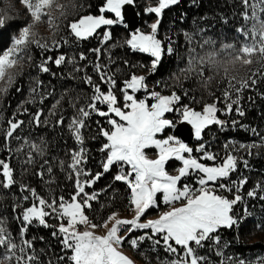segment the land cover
Returning a JSON list of instances; mask_svg holds the SVG:
<instances>
[{"label": "snow or ice", "instance_id": "snow-or-ice-1", "mask_svg": "<svg viewBox=\"0 0 264 264\" xmlns=\"http://www.w3.org/2000/svg\"><path fill=\"white\" fill-rule=\"evenodd\" d=\"M179 2L154 0V3L142 5L140 0H101L98 5H87L88 8H97L96 14L86 12L70 19L74 13L68 11V5L57 0H22L28 17L24 25L7 24L6 19L0 16V29H16L15 34L10 35V46L0 54V81L5 82L0 93H8L16 76L21 74L14 71V67L22 70L24 63H30L38 73H49L53 77L57 76V72L51 64L57 68L71 64L74 72H83L79 79L90 89V94L80 90L73 95L74 89L68 87L59 98H55L54 92L47 89L43 80L31 73L26 74L29 87L25 103L40 106L33 112L23 104L17 105L11 118L7 119L6 127L0 128V146L6 150L7 156L0 158V188L13 190L18 184L15 165L11 163L14 156L18 158L24 155L23 165L34 164L35 155L45 154L46 141L41 139L40 143H36L22 137V125L27 123L29 127L38 128L51 124L53 128H62L66 124L74 146L67 167L63 160L59 161V165L72 181V191L67 198L64 195L48 198L30 184L19 182L22 195L17 197L13 193L12 205L13 218L18 221L15 236L5 226L4 218H0V264L5 261L7 264H45L40 254H45L46 248H40L38 254L36 242L43 241L48 248L51 245L43 235L29 236L32 227L51 229L50 236L60 246L55 264H135L134 259L122 250L125 244L137 250L146 246L148 251L157 253L159 264H264V254L252 260L243 253L230 250V246L239 242L241 221L252 215L245 204L244 215L238 216L235 206L243 203L245 195L264 200V185L259 181L251 189H244L248 183L247 176L232 179V174L241 164L245 169L251 167L249 160L238 154L240 150H246L251 156L252 149L259 145L253 141L237 146V141L225 140L224 155L219 156L204 138L205 130H211L210 125L218 126L220 131L228 128V120L221 119L218 112L227 116L233 112L235 105V113L240 117L245 116V109L240 105L241 96L233 98V91L239 94L245 88H250L264 98V92L256 89V72L250 80L241 81L239 86L228 81V87L222 93L224 106L220 108L216 102H212L205 103L202 110H196L190 104L182 103V97L176 91L164 94L156 90V86L161 85L168 88V84L161 79L155 80L152 89H149L148 76L158 71L166 54L176 52L171 39L165 46L158 38V30L164 10ZM241 3L245 9L242 12L244 23L236 28L233 42L220 45L222 53L250 58L259 50L257 54L264 56V31L257 27L259 23L260 28H264V11L258 21L255 0L251 4L249 0H241ZM77 7L75 3L71 4L73 10ZM79 7L83 8L84 5ZM54 9L58 10V16L53 15ZM129 9L133 11V16L128 15ZM145 14L148 19L144 20V24L148 30L135 26V17ZM45 18L49 24L58 22L56 27L62 24L66 35L60 40L53 39L51 43H42L37 39L33 28ZM224 20L227 22V17ZM115 26L127 30V36L122 41L113 35ZM192 38L191 34L185 33L186 40L191 41ZM92 40H97L96 46L86 50L80 47ZM33 44L40 49L42 58L38 63L33 60ZM69 44L78 47L70 57L64 52L47 54L50 49ZM117 47L125 48L123 57H113L112 50ZM233 49L235 52H232ZM129 52L146 54L148 60L133 63L129 59ZM89 53L93 59H89ZM222 53H210L209 59ZM116 59L122 61V66L116 65L113 70ZM196 59L203 62L202 57ZM193 62L190 48L187 67L178 71L187 76L193 70ZM89 67L92 74L88 72ZM136 68L144 69L146 74L131 71ZM118 74L124 77L119 83ZM60 75L63 76V73ZM68 75L72 76V73ZM21 90L22 85L16 87L17 92ZM187 94L185 90L184 95ZM50 96L54 98V103L47 108L44 100ZM82 97L83 104L80 103ZM248 99L252 100L251 95ZM65 100L72 109L67 120L62 111L57 112V107ZM21 113L27 114L26 121L18 118ZM93 116L96 117L94 121ZM0 123H4L2 112ZM91 123L96 125L94 134ZM238 124V120H231L233 129ZM185 125L190 126L188 133L194 141L192 144L182 138ZM239 126L249 127L246 124ZM85 130L88 131V138L99 139L98 150L102 155L99 168L95 171L89 167ZM250 130L258 135L255 128ZM21 140L23 143L13 147V141ZM260 143L264 145V137ZM26 146L28 151L25 153L23 150ZM149 150L153 151L152 157ZM170 164L175 174L168 170ZM35 175L41 181L51 183V163L45 160ZM45 175L48 180H45ZM106 175L110 182L97 186ZM121 184L132 216L122 218L116 211L101 215L98 209L105 207L102 194L106 199L111 190L112 198H116ZM225 193L231 194V198ZM150 210H155V218H149ZM255 227L264 229V224L257 222ZM97 229H102L103 234H99ZM161 249L170 258L160 259ZM226 250H230V253ZM211 252L220 259L212 261L208 255ZM140 254L145 255L151 264L143 251ZM47 264H53L51 257Z\"/></svg>", "mask_w": 264, "mask_h": 264}, {"label": "trees", "instance_id": "trees-1", "mask_svg": "<svg viewBox=\"0 0 264 264\" xmlns=\"http://www.w3.org/2000/svg\"><path fill=\"white\" fill-rule=\"evenodd\" d=\"M69 2L68 11L74 13V15L69 18H75V16L84 14L86 12H91L96 14L98 9L95 7L88 8L87 5L92 4L93 6L101 3V0H66ZM142 1V0H140ZM149 2H154V0H145ZM75 3L78 7L76 10L71 8V4ZM79 5H84L80 8ZM242 3L241 0H180L178 5L172 6L164 10L161 18V24L158 30V38H160L165 46H167L168 40L171 39L176 52L172 55H165L162 60L161 66L155 74L148 76L149 85H153L154 81L157 79L164 80L168 84V88H163V86H156V90L162 91L164 94H170L171 91H176L177 94L181 95L182 103H188L190 106L196 108V110H201L205 103L216 102L217 107L224 106L223 90L228 87V81L230 78L238 74L240 75L243 71L235 63H231L232 53H222L220 45L223 42H233L236 37V28L242 24ZM0 16L6 19V23L10 25H24L27 19H17L14 16L6 15L2 6H0ZM183 17V19H181ZM224 17H227V22H225ZM114 37L118 40H123L127 36V30L121 26H115L112 29ZM15 27L0 29V54L7 47L10 46V35L15 34ZM192 35V40L188 41L185 39V33ZM66 35L63 25L61 24V31L57 39H61ZM93 41V40H92ZM202 41L205 43L201 44ZM192 49V55L194 62L192 64V71L185 76L178 69H184L187 67V58L189 49ZM113 57L119 58L125 55V48L117 47L112 50ZM234 49L232 50V52ZM222 53L215 55L212 60L209 59L210 53ZM129 59L135 63L136 61H147L148 57L145 54L129 52ZM196 57H202L203 62ZM51 63V62H50ZM116 65L122 66V61L116 59V64L113 65V70ZM256 64L247 66L248 72L245 74V78L240 79L241 81H247L252 78L253 69L256 68ZM51 67L57 72V76L53 77L49 73H38L35 68L27 67L25 70H21V74L16 76V80L8 93L0 98V112L3 113L4 123H0V127H6L7 119L11 118L12 112L16 110L17 105L28 93V78L27 73H31L33 76H38L39 79L45 82V86L49 91L54 92L55 98H59V95L64 92L69 85H78L76 88L80 89L82 86L84 88H89L85 83L79 82L74 83L72 79L64 75L65 70L60 67L57 68L53 64ZM126 67V66H125ZM260 69L256 71L257 85L256 89L259 92H264V61L262 65L259 66ZM131 71L139 73H144V69L136 68L131 69ZM61 72L63 76H61ZM119 76V74H118ZM73 78V77H71ZM123 76H119L118 83L123 80ZM50 82V83H49ZM72 82V83H69ZM238 81L234 82L236 84ZM22 85V90L20 92L16 91V87ZM73 88V87H71ZM187 90V95H184V91ZM232 97L235 98L237 95L241 96L240 105L245 109V116L240 117L235 113V105L233 112L224 117L228 120L229 126L225 131H221V136L225 140L234 139L239 143H252L261 145V138L264 137V98H261L256 90L245 88L242 93H236L233 91ZM251 95L252 100L249 101L248 97ZM219 98V99H217ZM54 103L53 97H48L44 100V105L47 108L51 107ZM67 100L62 102V105L57 107L58 114L62 111L64 114V109L68 106ZM27 107V105H24ZM40 106L39 104L33 109ZM28 108V107H27ZM66 116V114H65ZM219 116V112H218ZM18 118L24 119V117L18 114ZM236 119L239 124H246L248 128H242L237 125L235 129L231 127V120ZM255 128L257 134H254L250 129ZM95 129L91 128L92 134L95 133ZM220 131L218 126H214L213 129ZM18 131H20L18 129ZM32 132L35 137V142L40 143L43 139L46 141L45 154L43 156L35 155L34 164H23L22 161L25 160L24 155H20L18 158L15 156L12 158L11 163L15 165V176L19 182L30 184L35 187L37 191L45 197H59L64 195L66 198L72 191V181L68 178L66 171H62L59 165V161L63 160L65 162V167L70 162L71 150L74 146V140L71 138L66 126L62 128L58 126L53 128L51 124L47 126L40 127H29L27 123L22 125L21 136L23 133L28 135ZM208 131L205 132V135ZM88 131L85 130V146L89 149V167L93 171L98 170L99 162L101 159V153L99 152V139L88 138ZM2 139V136H0ZM223 140V139H222ZM221 140V142H222ZM33 141V140H32ZM223 142V143H224ZM23 143V142H20ZM20 143H14L13 147H16ZM25 153L28 151L27 146L23 150ZM221 150L218 154L221 153ZM252 155L249 156L247 151H240L238 154L244 156L249 160L251 167L253 168L255 176H264V148H260L259 151L252 150ZM258 153V154H257ZM56 157L57 159H53ZM0 158H7L6 150L0 146ZM47 160L51 163L53 167V176L51 183H45L41 181L40 178L35 175L39 171L40 165ZM47 165H45V168ZM21 172L23 174L21 175ZM48 176L45 175V180H48ZM110 182L109 177L106 175L98 182L97 186H103ZM18 184L14 186L13 190L15 195L19 197L22 195L19 192ZM13 190H8L7 194L10 196ZM124 186L120 185V191L117 193L116 198H112L111 190H109L108 197L105 199L102 195V202L105 203L103 209H98L101 215L106 216L110 214L111 211L128 213L131 211L127 206V200L124 196ZM3 195V202H1L0 207L9 215L12 213V205L14 203L13 198ZM51 229L32 227L29 236L43 235L48 241H51ZM234 235V233H232ZM39 242V241H37ZM36 242V243H37ZM55 251H59L60 246L52 245ZM47 252L49 249H46Z\"/></svg>", "mask_w": 264, "mask_h": 264}, {"label": "rangeland", "instance_id": "rangeland-1", "mask_svg": "<svg viewBox=\"0 0 264 264\" xmlns=\"http://www.w3.org/2000/svg\"><path fill=\"white\" fill-rule=\"evenodd\" d=\"M57 2L65 4V5L69 4V2L66 0H57ZM252 2H253V0H249L250 4ZM140 3L143 5V4L154 3V2L142 0V1H140ZM0 6H2V10L6 15L8 14L9 16H14L17 19H28L27 15H26V9L22 3V0H0ZM242 9H243L242 10V12H243L245 10L243 4H242ZM250 11H251V9H249V12ZM262 11H264V0H255V16H256L258 21H259V17H260V14ZM53 15L58 16L59 15L58 10L54 9ZM152 15H154V14H152ZM145 19H148L147 14H145L143 16H139V27H142L145 30H148L147 26L144 24ZM56 23H58V22H54V24H49L47 19L45 18V20L43 22L36 24L33 28V31L36 33V38L39 39L42 43L43 42L51 43L53 39L59 40L57 38H58V35L60 34V31H61V24L59 25V27H56ZM243 23H244V19L242 16V24ZM249 23H250V21H249ZM257 27L259 30L264 31V28H260L259 23L257 24ZM98 31H101V30H98ZM96 45H97V40H93V41H91V43L85 42L80 47H82L83 49L86 50L87 48L94 47ZM31 49H32L33 60L35 63H38L39 60L42 58V57H40V49L38 47H36L35 44H33L31 46ZM77 50H78V47L76 45L69 44V45H62L59 49H50V51L47 54L55 55V54H58L59 52H64L67 54V56L70 57L73 54V52H75ZM258 51L259 50H257V52H254L250 58L248 56H244L242 58H237V56H235V55H230L231 56V63H235L243 71L240 75L237 72L236 76H234L233 78H230V80L233 81V83L238 81L237 83L239 84L241 82L240 79L245 78V74H246V72H248V68H249L247 66L252 67L251 65L256 64L255 65L256 68L253 69L255 72L258 69H260L259 66L262 65V63L264 61V56L257 54ZM233 52H235V49ZM88 55H89V59H93V56L91 53H89ZM102 59H103V57H102ZM81 63H84V62H81ZM29 65H30V63H24L22 65V70H25L27 67H29ZM60 67H62L65 70L64 75H66L67 77L72 79L74 81V83L79 82V77H81L83 75V72H79V73L74 72L73 71V65H71V64L61 65ZM14 71L21 72V69L18 67H14ZM70 72L72 73V76L68 75ZM88 72H89V74H92L91 67H89ZM139 74H146V72L139 73ZM71 77H77V79H73ZM69 83H72V82H69ZM77 86L78 85H69V87H73L72 89H74L73 95L75 94L76 91H80V90H83L84 93H86V94H90L89 88H84L82 86L80 89H78V88H76ZM3 87H5V82L0 81V88H3ZM28 87H29V83H28ZM152 87H153V85H149L150 90L152 89ZM10 88H11V86L8 88V90ZM3 95H4V93H0V98H2ZM27 100H28V93L26 94V96H23V99L20 101L19 105L20 104L27 105V107L31 111H33V109H35V107L38 104L32 105L31 103H25ZM80 103L81 104L84 103L83 97L81 98ZM64 112L66 114L65 117L67 120L70 117V115L72 114V109L69 107V105L64 109ZM20 115H22L24 117L25 121L27 120V118H28L27 114L21 113ZM217 115H218V113H217ZM219 117L221 119H225L224 117H226V116L223 113L219 112ZM95 119H96V117L93 116L92 120L94 121ZM65 126H66V124H65ZM214 126H216V125H210L209 126V128L211 129L210 131L208 129L205 130V132L206 131H208V132L204 138H205V140H207L209 142L212 150L216 151L217 153H219L221 150H223L221 153L224 154V149H223L224 138L220 134L221 131H217V130L213 131L212 130ZM2 127H0V128H2ZM91 128L95 129L96 125L94 123H91ZM22 137H27L30 141L35 140V137L33 136L32 132H30L28 135H25L23 133ZM221 140H222V142H221ZM230 140H234V139H230ZM20 142H23V140L14 141V143H20ZM193 142L194 141L192 139V142L190 144H192ZM257 145H259V144H257ZM237 146H238V142H237ZM260 148H264V146L263 147L259 146L258 148H253L252 150L259 151ZM240 151L245 152L246 150H240ZM149 155H150V157L153 156L152 150H149ZM219 156H223V155L219 154ZM168 170L170 171L171 174H175L174 171L172 170L171 164L168 166ZM253 171H255V170H253V168L245 169L243 167V165L241 164V166L238 168L237 172L232 174V179H238L240 177V175L247 176L248 177V183L244 186V189H251L253 186H255L257 181H259L262 185H264V176H255L253 174L254 173ZM15 191H18V190H16V189L13 190V192H11V194L9 196L7 194L8 190L0 188V204H1V202H3V200H2L4 197L3 195L7 194V196L12 199L13 193ZM225 194L229 195V197L231 198V194H229V193H225ZM245 204L248 206V211L252 215L249 217H246L244 220L241 221V227L239 230L240 231L239 242L230 246V250L234 249L236 252L243 253L245 255V257H247L248 259L255 260L258 255L264 254V229H259V228L255 227V224L257 222L264 224V207H262V206H264V200H259L258 198H256V199L248 198L245 195V199H244L243 203H240L237 206H235V211H236L238 216L244 215V211H245L244 205ZM150 211H151V215L149 216V218H155V215H156L155 210H150ZM118 214L122 218H130L132 216V211H130L128 213L118 212ZM0 218H4L5 226L10 228L13 232V235L15 236L16 230L18 229V221H16L13 218V214H11V215L7 214L0 207ZM97 232L99 234H103L102 229H97ZM234 235H236V233H234ZM48 243L51 245L50 248L46 247V245L43 241L37 242L36 243L37 253L40 254L39 253L40 248L49 249L48 252L46 250L45 254H40V259L43 260L45 262V264H47V261L51 257L53 264H55L56 255H59L60 252L55 251V248L52 245H55V246L57 245V247H58L59 244H57V242L55 241L54 238H51V241H48ZM122 250L125 252V254H127L129 257L134 259L135 264H149V261L145 259V255L140 254L141 251H143L149 257V259L151 260V264H159V262L157 260V253H153V252L148 251L146 246H144V248L141 250H137V249L131 248L130 245L125 244L123 246ZM230 250H226V251H229V253H230ZM208 255H209L210 259L214 262L218 261L220 259L218 256L215 255L214 252L208 253ZM165 257H169V254L163 252V250L161 249V251L159 253V258L164 259ZM4 264H7V262L5 261Z\"/></svg>", "mask_w": 264, "mask_h": 264}, {"label": "water", "instance_id": "water-1", "mask_svg": "<svg viewBox=\"0 0 264 264\" xmlns=\"http://www.w3.org/2000/svg\"><path fill=\"white\" fill-rule=\"evenodd\" d=\"M128 15L129 16H133L134 13L131 9L128 10ZM135 26H139V17H135ZM185 128V133L182 136L183 139L186 140V142L191 143L192 142V138L190 137L189 133H188V129H190V126H183Z\"/></svg>", "mask_w": 264, "mask_h": 264}]
</instances>
